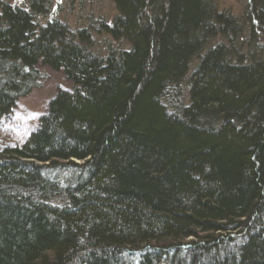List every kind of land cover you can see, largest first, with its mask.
I'll list each match as a JSON object with an SVG mask.
<instances>
[{
  "label": "trees",
  "instance_id": "obj_1",
  "mask_svg": "<svg viewBox=\"0 0 264 264\" xmlns=\"http://www.w3.org/2000/svg\"><path fill=\"white\" fill-rule=\"evenodd\" d=\"M112 1L103 53L0 0V124L73 83L0 150V264H264V0Z\"/></svg>",
  "mask_w": 264,
  "mask_h": 264
},
{
  "label": "rangeland",
  "instance_id": "obj_2",
  "mask_svg": "<svg viewBox=\"0 0 264 264\" xmlns=\"http://www.w3.org/2000/svg\"><path fill=\"white\" fill-rule=\"evenodd\" d=\"M16 5L28 7V0H7ZM219 10L242 15L247 0H213ZM49 12L37 18L41 24L60 20L74 30L86 28L94 39L93 50L106 53L109 45L129 47L126 41H116L101 29L104 20L112 22L118 14L112 0H48ZM110 41V42H109ZM42 74L39 86L27 96L20 98L12 112L0 124V150L4 145L22 143L37 127L38 121L48 108L49 101L58 89H70L73 83L63 71L44 64L37 66Z\"/></svg>",
  "mask_w": 264,
  "mask_h": 264
}]
</instances>
